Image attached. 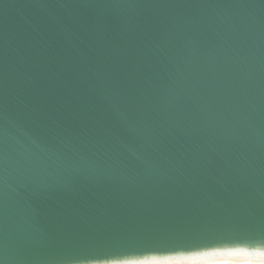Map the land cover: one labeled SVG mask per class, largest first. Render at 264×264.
<instances>
[{
    "label": "water",
    "instance_id": "water-1",
    "mask_svg": "<svg viewBox=\"0 0 264 264\" xmlns=\"http://www.w3.org/2000/svg\"><path fill=\"white\" fill-rule=\"evenodd\" d=\"M99 226L264 251V0H0V262Z\"/></svg>",
    "mask_w": 264,
    "mask_h": 264
},
{
    "label": "snow or ice",
    "instance_id": "snow-or-ice-1",
    "mask_svg": "<svg viewBox=\"0 0 264 264\" xmlns=\"http://www.w3.org/2000/svg\"><path fill=\"white\" fill-rule=\"evenodd\" d=\"M261 241H252L249 247ZM74 264H194L198 257L211 255L212 245H191L165 231L131 227L99 226L77 234L72 241ZM242 252L244 249H235ZM264 264V251L259 254ZM237 259L249 261L250 257ZM2 264V262H0Z\"/></svg>",
    "mask_w": 264,
    "mask_h": 264
},
{
    "label": "bare ground",
    "instance_id": "bare-ground-1",
    "mask_svg": "<svg viewBox=\"0 0 264 264\" xmlns=\"http://www.w3.org/2000/svg\"><path fill=\"white\" fill-rule=\"evenodd\" d=\"M259 253H249L247 251L236 252L230 251L226 253L218 252L208 256L198 257L194 264H261ZM250 257L249 261L237 259L236 257Z\"/></svg>",
    "mask_w": 264,
    "mask_h": 264
}]
</instances>
